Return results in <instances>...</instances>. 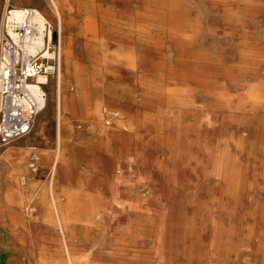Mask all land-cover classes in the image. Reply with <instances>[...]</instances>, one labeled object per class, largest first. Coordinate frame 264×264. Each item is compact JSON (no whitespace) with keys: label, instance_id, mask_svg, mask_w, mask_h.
<instances>
[{"label":"rangeland","instance_id":"obj_1","mask_svg":"<svg viewBox=\"0 0 264 264\" xmlns=\"http://www.w3.org/2000/svg\"><path fill=\"white\" fill-rule=\"evenodd\" d=\"M146 1L0 0V37L9 36L7 21L13 8H39L53 25V43L60 46L62 34L64 42L74 47L77 61L88 64L82 90H87L89 102L106 97L105 84L111 88L129 84L136 91L148 93H142L143 103L137 111L106 100L102 119L97 120L82 110L84 103L80 100H76L73 110L60 111L57 94L75 93L76 81L66 75L60 83V70L49 76L45 85L47 104L35 118L31 133L0 147V200L4 184L14 182V187L20 186L11 199L15 215H8L6 207L0 205V218L15 232L14 235L0 227V264H25L27 256L51 258L44 264H71L64 252L59 255V249L67 251L74 244L92 252V264H264V105L246 99L252 88L264 85V0H173L176 20L179 24L188 23L194 32L187 44L175 42L169 34L154 29L112 31L111 12H122L128 7L144 12ZM170 1L166 0L165 6ZM88 10L101 22L99 37L87 30ZM126 54L134 56L135 65L130 64ZM190 55L194 60L205 58L211 68L190 62ZM97 63L106 73L96 69ZM224 91L229 94L227 98L221 97ZM119 109L123 111L122 126L134 133L138 147L134 156L128 153L122 159L114 156L111 160L107 155L114 154V146L101 144L105 137L98 133L101 125L114 126L115 119L106 123V112ZM142 112L153 115V119L142 125ZM161 119L167 121L163 132L158 126ZM224 138L227 142L219 146L217 140ZM32 162H36V170L31 167ZM121 162L124 169H119ZM114 172L129 189L127 196H119L128 199L124 208L104 193L107 186L100 176L111 177ZM60 176L73 180V195L57 186ZM34 179L39 181L29 194L27 187ZM53 196L58 197L67 224L77 235L88 239L82 241L61 233L51 220L56 217ZM122 224L140 226L150 234L132 246L139 254L135 260L121 254L131 248L128 243L132 240L119 242L113 234ZM153 235L161 242L151 241ZM40 248H46L47 254L41 253ZM58 257L62 260L52 259Z\"/></svg>","mask_w":264,"mask_h":264},{"label":"bare ground","instance_id":"obj_2","mask_svg":"<svg viewBox=\"0 0 264 264\" xmlns=\"http://www.w3.org/2000/svg\"><path fill=\"white\" fill-rule=\"evenodd\" d=\"M106 1V0H105ZM165 1L166 0H148L145 2V4L143 5V8H144V12L143 11H135L133 9H130L129 7L124 10V11H119V12H111L109 15V20H112V26L111 29L113 32H117V33H127L126 29L128 28H133L134 29H138V30H157V32H160V33H164V34H169L171 38H173L174 40H176L175 42H181V43H188L192 40V37H193V34L194 32L192 31V28L191 26L186 23H181L179 24L178 21L176 20V7L174 5V1L171 0L170 2V5L168 6H165ZM101 2V1H100ZM124 2V1H123ZM124 4V3H123ZM162 6H160V5ZM88 6V5H87ZM94 6V5H93ZM60 7V6H59ZM113 7V6H112ZM91 8H93L91 6ZM65 9V8H64ZM87 10V9H86ZM85 10V11H86ZM98 10V9H97ZM117 10V9H116ZM229 10V9H228ZM91 10H88V13H87V24H89V29L88 32L90 35L92 36H95V37H99V33L101 30L98 29L101 28V22H97L96 18L97 16L95 15H92L93 13L90 12ZM97 12V11H96ZM187 13V12H186ZM232 13V12H231ZM62 14V13H61ZM102 14V12H101ZM104 14V13H103ZM8 24H7V28H8V32L9 34L12 36V38L14 40H17L18 36H19V30H20V27L22 26V24L24 22L26 23H29L31 25H34L36 27L39 28V32L37 33V43L38 44H42L44 41H46L48 38L51 39L52 38V32L51 31H47V28L45 26L46 24V17L44 15V13H42L39 8L36 9V8H28V7H15L13 8L11 11H9V14H8ZM105 16L107 14H104ZM233 15V14H232ZM62 16V15H61ZM101 16V15H100ZM104 16V17H105ZM102 18V17H101ZM107 18V17H106ZM61 19V17H60ZM99 19V18H98ZM234 19V18H233ZM101 21V20H100ZM193 22V21H192ZM104 24V23H103ZM107 24V23H106ZM105 24V26H106ZM63 23H61V29H63ZM87 28V27H86ZM105 27H102V30L104 29ZM197 28V27H196ZM106 29V28H105ZM199 29V28H198ZM81 30V29H80ZM108 30V29H107ZM197 30V29H196ZM62 31V30H61ZM129 31V30H128ZM88 32H85L88 33ZM105 32V31H104ZM156 32V33H157ZM78 33V32H77ZM84 33V31H83ZM102 33V31H101ZM148 33V32H147ZM195 34H197L195 32ZM82 35V34H81ZM151 35V34H150ZM158 35V34H157ZM143 36V35H142ZM164 36V35H163ZM168 36V35H167ZM85 37V35H84ZM136 37V36H134ZM151 37V36H150ZM161 37V36H160ZM195 37V36H194ZM86 38V37H85ZM93 38V37H91ZM90 38V39H91ZM64 37L62 36L61 34V40H60V46H59V51H58V70L59 71V75H58V78H59V82L62 83L63 82V77L66 76V75H69V76H72L75 81H76V86H77V90L75 93H63V92H59L57 94V98H58V101H59V106H60V111L63 110L64 113L67 112V111H71L73 110V108L75 107L76 105V100H80L81 103H84V106H83V109L85 112L87 111L88 114L92 115L93 117L97 118V120H101L102 119V116H103V103L107 100V101H111V102H120L122 104V106H128L130 107L131 109H133V111H137L139 109V107L142 105L143 101V96H142V93L144 92H141V91H136L134 90L135 88L134 87H131L129 84H126V85H116L115 87L113 86L112 88L111 87H108L106 84L104 86V90H105V93H106V97L104 98H94V100L92 102H89V97H88V94L86 95V91L84 92L82 89L83 88V82H85V80H87V77H86V73H84L86 70H87V67H88V64H84L82 62H79L77 61L76 57H75V53H74V47H72L71 45H68L67 42L65 43L64 42ZM99 39V38H98ZM160 39V38H159ZM167 39V38H166ZM67 41V40H66ZM77 41V40H76ZM151 41V39H150ZM159 41V40H158ZM161 41V40H160ZM98 42V41H97ZM193 42V41H192ZM160 43V42H159ZM194 43V42H193ZM196 43V42H195ZM168 44V43H167ZM147 45V44H146ZM155 45V44H154ZM195 45V44H194ZM198 45V44H197ZM148 46V45H147ZM181 46V45H180ZM179 47V46H178ZM196 47H199V46H196ZM152 49H153V46H152ZM181 49V48H180ZM96 50V49H95ZM156 50V49H155ZM182 50V49H181ZM148 51V50H147ZM150 51V50H149ZM183 51V50H182ZM153 52V51H152ZM161 53V52H160ZM159 53V54H160ZM194 53V52H193ZM95 54V53H94ZM197 55V53H195ZM180 55V54H179ZM205 55V54H204ZM127 56V59L129 60L130 64L132 65H135L136 62H135V58L132 54H126ZM161 56V55H160ZM187 56V55H186ZM189 56V55H188ZM199 56V55H198ZM197 57V56H196ZM206 57V56H204ZM214 57V56H213ZM168 58V57H166ZM210 58V57H209ZM212 58V57H211ZM215 58V57H214ZM218 58V57H217ZM101 59V58H100ZM163 59V58H162ZM189 61L193 62L194 64H197L199 66H204L206 67V69H210V65L209 64V61L206 60L205 58H198L197 60H194V56L193 55H190V57L188 58ZM219 59V58H218ZM95 60V59H94ZM102 60V59H101ZM165 60V59H164ZM216 60V59H215ZM94 62V61H93ZM102 62V61H101ZM168 62V61H166ZM165 62V64H167ZM182 62V61H181ZM180 62V63H181ZM188 62V61H187ZM96 63V61H95ZM152 64V63H150ZM186 64V63H185ZM102 65V64H101ZM101 65H98V63L96 64V69L100 71V73H106L105 69L102 68ZM213 65V64H212ZM217 65V64H216ZM149 66V65H148ZM151 66V65H150ZM153 66V64H152ZM156 66V65H155ZM181 66V65H180ZM220 66V65H219ZM141 67V66H140ZM144 67V66H143ZM146 67V66H145ZM161 67V66H159ZM177 67V66H176ZM232 67V66H231ZM107 68V67H106ZM139 68V67H138ZM156 68V67H154ZM170 68V67H169ZM182 68V67H181ZM213 68V67H212ZM219 68V67H218ZM237 68V67H236ZM167 69V67H166ZM174 69V68H173ZM226 69V68H225ZM228 69V68H227ZM58 70L56 71L58 73ZM144 70V69H143ZM147 70V69H146ZM145 70V71H146ZM187 70H190V69H187ZM200 70V69H199ZM114 71V70H113ZM165 71V70H164ZM168 71V70H167ZM203 71V70H202ZM219 71V70H218ZM230 71V70H229ZM115 72V71H114ZM156 72V71H155ZM160 72H162L160 70ZM173 72V71H171ZM178 72V70H177ZM221 72V71H219ZM231 72V71H230ZM202 73V72H201ZM204 73V71H203ZM202 73V74H203ZM222 73V72H221ZM218 74L217 77L219 75ZM226 73V71H225ZM233 73V72H232ZM114 74V73H113ZM138 74V73H137ZM159 74V73H158ZM235 74V73H234ZM117 75V74H116ZM144 75V74H142ZM162 75H163V72H162ZM166 75V74H165ZM164 75V76H165ZM186 75V74H185ZM194 75V74H193ZM206 75V74H205ZM210 75V74H209ZM224 75V74H223ZM237 75V74H236ZM235 75V76H236ZM140 76V75H139ZM138 76V77H139ZM154 76V75H153ZM157 76V75H156ZM175 76V75H174ZM178 76V75H176ZM189 76V75H188ZM187 76V77H188ZM201 76V75H200ZM137 77V76H136ZM146 77V76H145ZM159 77H160V74H159ZM173 77V76H172ZM183 77H186V76H183ZM186 77V78H187ZM208 77V76H207ZM164 78V77H163ZM167 78V77H165ZM181 78V77H180ZM202 78V77H201ZM236 78V77H235ZM238 78V76H237ZM158 79V78H157ZM173 79H176V78H173ZM193 79V78H192ZM195 79V78H194ZM212 79V78H211ZM38 80L41 81V82H47L49 81V78L47 76H43V75H40L38 77ZM116 80V79H115ZM114 80V81H115ZM138 80V79H137ZM154 80V79H153ZM161 80V79H160ZM178 80V79H176ZM214 80V79H213ZM237 80V79H236ZM245 80V79H244ZM113 81V82H114ZM117 81V80H116ZM189 81V79H188ZM199 81V80H198ZM197 81V82H198ZM202 81V80H201ZM231 81V80H230ZM135 82V80H134ZM140 82V80H139ZM153 82V81H152ZM156 82V81H155ZM158 82V80H157ZM182 82V81H181ZM196 82V83H197ZM200 82V81H199ZM206 82V81H205ZM204 82V83H205ZM215 82V80H214ZM109 83V82H107ZM111 83V82H110ZM125 83V82H124ZM138 83V82H137ZM160 83V82H159ZM190 83V81H189ZM218 83V82H217ZM220 83V82H219ZM230 83V82H229ZM259 83V82H258ZM113 84V83H112ZM155 84V83H154ZM157 84V83H156ZM155 84V85H156ZM186 84V83H185ZM193 84V83H192ZM136 85V84H135ZM147 85V84H145ZM144 85V86H145ZM244 85V84H243ZM256 85V84H255ZM137 86V85H136ZM158 86V85H157ZM160 86V85H159ZM198 86V85H197ZM214 86V85H213ZM226 86V85H225ZM245 86V85H244ZM142 87V86H141ZM153 87V86H151ZM161 87V86H160ZM165 87V86H163ZM190 87V86H189ZM204 87V86H203ZM217 87V86H216ZM234 87V86H232ZM237 87V85H236ZM156 88V87H155ZM191 88V87H190ZM202 88V86H201ZM207 88V87H205ZM210 88V87H208ZM207 88V89H208ZM170 89V88H168ZM176 89V88H174ZM206 89V90H207ZM228 89V88H227ZM98 90V89H97ZM160 90V89H159ZM188 90V89H187ZM226 90V89H225ZM145 91V90H144ZM149 91V90H147ZM155 91V90H154ZM162 91V90H161ZM164 91V90H163ZM193 91V90H192ZM208 91V90H207ZM151 92V91H150ZM153 92V90H152ZM151 92V93H152ZM156 92V91H155ZM165 92V91H164ZM163 92V93H164ZM226 92V91H224ZM92 93V92H91ZM147 93V92H145ZM144 93V94H145ZM148 94V93H147ZM155 94V93H154ZM165 94V93H164ZM186 94V93H185ZM188 94V93H187ZM190 95V94H189ZM152 96V95H151ZM229 96V94L226 92V93H223L221 94V97H224V98H227ZM151 99V98H150ZM190 99V98H189ZM234 99V98H233ZM246 99L250 102V103H253V104H259V105H264V85H261V86H258L256 88H252L247 94H246ZM152 100V99H151ZM155 100V99H154ZM159 100V99H158ZM165 100V99H164ZM163 100V101H164ZM174 100V99H173ZM178 100V99H177ZM240 100V99H239ZM149 101V100H148ZM147 101V102H148ZM161 102H162V99H161ZM166 102V101H165ZM179 102V101H178ZM186 102V101H185ZM187 103V102H186ZM217 103V101H216ZM78 104V102H77ZM156 104V103H155ZM185 104V103H184ZM195 105V104H194ZM209 105V104H208ZM207 105V106H208ZM214 105V103H213ZM218 105V104H217ZM158 107V105H155ZM185 106V105H184ZM196 106V105H195ZM210 106H212L210 104ZM216 106V104H215ZM79 107V106H78ZM204 108V107H203ZM218 108V107H217ZM216 108V109H217ZM183 109V108H182ZM263 109V108H262ZM128 110V109H127ZM166 110V109H165ZM185 110V109H184ZM214 110V109H213ZM232 110V109H231ZM119 113L121 115V113L123 112L121 109H119ZM187 111V110H186ZM185 111V112H186ZM195 111H197L195 109ZM205 111V110H204ZM234 111V110H233ZM239 111V110H238ZM158 112V110H157ZM184 112V113H185ZM190 112V111H189ZM188 112V113H189ZM193 112V111H192ZM206 112V111H205ZM235 112V111H234ZM155 113V112H154ZM197 113V112H196ZM204 113V112H203ZM241 113V111H240ZM168 114V113H167ZM199 114V113H198ZM244 114V113H243ZM248 114V113H247ZM119 115V116H120ZM187 115V114H186ZM195 115V114H194ZM230 115V114H229ZM234 115V114H233ZM257 115V114H256ZM153 115H150L149 113L147 114L146 112L145 113H141L139 115V118L141 120V124L143 125L144 123L147 124L148 121H151L153 119L152 117ZM190 116V115H189ZM90 117V116H89ZM123 117V115H122ZM134 117V116H133ZM244 117V116H243ZM92 118V117H91ZM167 118V117H166ZM182 118V117H181ZM195 119V118H194ZM230 119V117H229ZM240 118L236 119L239 120ZM258 119V117H257ZM256 119V120H257ZM158 120V119H157ZM175 120V119H174ZM199 120V119H198ZM167 122V121H166ZM164 120H160V124L158 125L161 132L164 131V129L166 128L167 126V123H166ZM193 122V121H192ZM206 122V121H205ZM123 122L121 121V116L116 118L115 119V123H114V126L113 127H106V126H103L101 125V128H102V131L101 133L98 135H100L102 138L105 137V139H102V142L101 144H103L105 147L111 143L113 146H114V154H108L107 155V158L111 159V160H114V156H116V158L118 159H122L123 157H126V155L128 153H130L131 155L134 156V153L136 152V149L138 147V139L136 138V136L134 135L133 132L131 131H126L125 127L122 126ZM135 123V122H134ZM159 123V122H158ZM171 123V122H170ZM169 123V124H170ZM175 123V122H174ZM238 123V122H237ZM236 123V124H237ZM150 124V122H149ZM189 124V123H188ZM234 124V125H236ZM262 124V123H261ZM175 125V124H174ZM239 125V124H238ZM177 126V125H176ZM182 126V124H181ZM137 127V126H136ZM147 127V126H146ZM171 127V126H170ZM245 127V126H244ZM145 128V127H144ZM182 128V127H181ZM198 128V127H197ZM242 128V126H241ZM151 129V127H150ZM144 130V129H143ZM149 130V129H148ZM153 130V129H151ZM155 130V129H154ZM174 130V129H173ZM183 130V129H182ZM199 130V129H198ZM147 132V131H146ZM181 132V131H180ZM197 132V131H195ZM69 134V132H67ZM191 133V132H190ZM241 133V132H240ZM152 134V132H151ZM205 135V134H204ZM167 136V135H166ZM141 137V136H140ZM164 137V136H163ZM179 137V136H178ZM185 137V136H184ZM191 137V136H190ZM195 138H196V134H195ZM244 138V137H243ZM155 139V136L153 138V141ZM166 140V139H165ZM178 140V139H177ZM195 140V139H194ZM206 140V139H205ZM208 140V139H207ZM145 141V139H144ZM143 141V142H144ZM161 141V140H160ZM198 141V139H197ZM209 141V140H208ZM243 141V140H242ZM206 142V141H205ZM218 142V145L220 146L223 142L226 143L227 142V139L224 138L222 140H217ZM84 143V142H83ZM221 143V144H220ZM239 143V142H238ZM244 143V142H242ZM145 144V143H144ZM160 144V143H159ZM80 145H83L80 143ZM135 145V146H134ZM157 145V144H155ZM204 145V144H203ZM233 144H231L232 146ZM239 145V144H238ZM165 146V145H164ZM181 146V145H180ZM241 146V145H240ZM172 147V146H171ZM179 147V146H178ZM177 147V148H178ZM180 148V147H179ZM224 149V148H223ZM222 149V151H224ZM233 149V148H232ZM235 149V148H234ZM239 149V148H238ZM174 150V149H173ZM179 150V149H178ZM236 150V149H235ZM172 151V150H171ZM177 153V150H175ZM181 151H184V150H181ZM226 151V150H225ZM243 151V150H242ZM139 152V151H138ZM217 152V151H216ZM240 152V151H239ZM251 152V151H250ZM140 153V152H139ZM181 153V152H180ZM222 153V152H221ZM243 153V152H242ZM255 153V152H254ZM179 154V153H178ZM194 154V152H193ZM197 154V153H196ZM195 154V155H196ZM220 154V153H219ZM226 154V153H225ZM139 155V154H138ZM142 155V154H140ZM239 155V153H238ZM241 155V154H240ZM223 156V155H222ZM149 157V156H148ZM179 157V156H178ZM193 157V156H192ZM240 157V156H239ZM150 158V157H149ZM148 158V159H149ZM153 158V157H152ZM198 158V157H197ZM213 158V157H212ZM227 158V157H226ZM107 159V160H109ZM204 159V158H203ZM211 159V158H210ZM257 159V158H256ZM144 160V159H143ZM188 160V159H187ZM212 160V159H211ZM180 161V160H179ZM191 161V160H190ZM194 161V159H193ZM215 161V160H214ZM153 162V161H152ZM175 162V161H174ZM177 162V161H176ZM181 162V161H180ZM114 163V162H113ZM122 163V162H121ZM154 163V162H153ZM193 163V162H192ZM205 163V162H204ZM210 163V162H209ZM216 163V161H215ZM214 163V164H215ZM240 163V162H239ZM145 164V163H144ZM162 164V163H161ZM173 164V163H172ZM187 164V163H185ZM213 164V163H212ZM219 165V159L217 161V163ZM215 164V165H216ZM232 164V163H231ZM254 164V162H253ZM31 165V164H30ZM116 165V164H115ZM146 165V164H145ZM153 165V164H152ZM160 165V164H159ZM164 165V164H163ZM176 165V164H175ZM205 164H203L204 166ZM257 165V164H256ZM162 166V165H161ZM202 166V167H203ZM211 166V165H210ZM264 166V165H263ZM113 167V166H112ZM115 167V166H114ZM177 167V166H176ZM186 167V165L184 166ZM200 167V166H199ZM237 167V166H236ZM254 167V166H253ZM111 168V166L109 167ZM124 169V164L122 163L120 168L119 169ZM171 168V167H170ZM198 168V167H197ZM222 168V167H221ZM55 169V168H53ZM112 169V168H111ZM213 169V168H212ZM157 170V169H156ZM211 170V169H210ZM209 170V171H210ZM162 171V170H161ZM160 171V172H161ZM170 171V170H169ZM222 171V170H221ZM162 173V172H161ZM175 173V172H174ZM172 173V174H174ZM177 173V171H176ZM115 172L113 174V176L111 177H107V176H104V175H101L100 177L103 178V184L107 186V189L106 191L104 192L105 195H108L109 196L111 195V197L114 199V201H118L119 202V206L121 207H126V205L128 204V199H126V197H121L119 198V196H127V193H128V188L126 187V185L118 178H116L115 176ZM159 174V173H158ZM160 175V174H159ZM162 175V174H161ZM200 175H202V173H200ZM207 175V174H206ZM228 176V175H227ZM226 176V177H227ZM172 177V176H171ZM221 177V176H220ZM53 178V177H52ZM262 178V177H261ZM25 179V178H24ZM154 179V178H153ZM216 179V178H215ZM176 180V178H175ZM220 180V179H219ZM223 180V179H222ZM254 180V179H253ZM156 181V180H155ZM221 181V180H220ZM262 181V180H261ZM157 182V181H156ZM223 182V181H222ZM158 183V182H157ZM221 183V182H220ZM262 183V182H261ZM229 184V183H228ZM149 185V184H148ZM216 186V185H215ZM219 186V185H218ZM221 186V185H220ZM219 186V188H220ZM51 187H54V184L51 186ZM151 187V186H150ZM201 187V186H200ZM20 188V187H19ZM216 188V187H215ZM234 188V187H233ZM221 189V188H220ZM229 189V188H228ZM52 190V189H51ZM131 190V189H130ZM150 190V188H149ZM219 190V189H218ZM222 190V189H221ZM220 190V191H221ZM252 190V188H251ZM263 190V189H262ZM223 191V190H222ZM51 192V191H50ZM55 193V192H54ZM131 193V192H130ZM152 193V192H151ZM221 193V192H220ZM259 193V192H258ZM222 194V193H221ZM52 195V194H51ZM188 195V194H187ZM151 196V194H150ZM153 196V195H152ZM220 196V195H219ZM131 197V196H130ZM133 197V196H132ZM135 197V196H134ZM139 197V196H138ZM215 197V196H214ZM129 198V197H128ZM194 198V197H192ZM231 198H233L231 196ZM251 198V197H250ZM25 199V198H24ZM154 199V198H153ZM197 199V197H196ZM155 200V199H154ZM229 200V199H227ZM53 201H54V208H55V218L54 219H51L53 222H55V224H57L58 228L61 230V233H63L64 235H67V236H77L78 239L82 240L83 239H88L86 237V235H77V231H75L74 228H72L71 226H69L67 224V220H66V217L62 214L61 210H62V207L60 205V202H59V199L57 196H53ZM218 200H216L215 202H217ZM142 203V202H141ZM210 203V202H209ZM253 203V202H252ZM138 204V203H137ZM264 204V203H263ZM193 205V204H192ZM199 205V204H198ZM218 205V204H217ZM221 205V204H220ZM229 205V204H228ZM140 206V205H139ZM148 206V205H147ZM231 206V205H230ZM229 206V207H230ZM260 206V204H259ZM1 207V206H0ZM154 207V206H153ZM163 207V206H162ZM146 208V207H145ZM199 208V207H198ZM195 210V208H194ZM237 210V208H236ZM206 211V210H205ZM229 211V210H228ZM133 212V210H132ZM138 212V211H136ZM226 212V211H225ZM261 212V211H259ZM199 213V212H197ZM223 213V212H222ZM260 214V213H258ZM130 215V214H129ZM223 215V214H222ZM235 215V214H234ZM131 216V215H130ZM162 216V215H161ZM198 216V214L196 215ZM224 216V215H223ZM259 216V215H258ZM187 217V216H186ZM191 217V216H190ZM195 217V216H194ZM206 217V216H205ZM214 217V216H213ZM234 217V216H233ZM235 218V217H234ZM249 218V217H248ZM131 219V217H130ZM197 219V218H196ZM149 220V219H148ZM194 220V219H193ZM50 221V220H49ZM186 221V219H185ZM191 222V220H188ZM226 221V219H225ZM224 221V222H225ZM249 221V220H248ZM210 222V221H209ZM217 222V220H216ZM69 223V222H68ZM138 223V222H137ZM141 223V222H140ZM150 223V222H149ZM187 223V222H186ZM193 223V222H192ZM161 224V223H160ZM191 224V223H190ZM198 224V223H197ZM201 224V223H200ZM216 224V223H215ZM223 224V223H221ZM130 224H126V225H119L118 227H116L114 229V232L113 234L117 236V239H119V242L121 240V242H125L128 240H132V242L128 243V245H131L130 249H128V251H125V252H122L121 254L125 255L126 257L132 259V260H135V258H139V254L136 252L137 250L134 249L132 246H136L137 242H139V240H143L144 238H146L147 236H150L149 233H147L142 227L140 226H135V227H130L129 226ZM140 225V224H139ZM188 225V224H187ZM193 225V224H192ZM259 225V224H258ZM162 226V225H161ZM194 226V225H193ZM219 226V225H218ZM160 227V226H159ZM165 227V226H164ZM187 227V226H186ZM203 227V226H202ZM217 227V226H216ZM154 229V228H153ZM191 229V228H190ZM193 229V228H192ZM220 229V227H219ZM226 229V228H225ZM77 230V229H76ZM148 230V229H147ZM160 230V228H159ZM163 230V229H162ZM160 230V231H162ZM159 231V232H160ZM211 231V230H210ZM219 231V230H218ZM222 231V230H221ZM186 232V231H184ZM231 232V231H230ZM193 233V232H192ZM198 233V232H197ZM211 233V232H210ZM164 234V232H163ZM258 234V233H257ZM194 235V233H193ZM227 235V234H226ZM197 236V235H196ZM48 237V236H47ZM163 237V235H162ZM187 237V235H186ZM129 238V239H128ZM189 238V237H188ZM217 238V237H216ZM255 238V237H254ZM49 239V237H48ZM128 239V240H127ZM148 239V238H147ZM226 239V238H225ZM233 239V237H232ZM55 240V239H54ZM193 240V239H192ZM197 240V239H196ZM255 240V239H254ZM118 241V240H117ZM153 242H161V240L159 239L158 236H155L153 235L152 236V240ZM185 241V240H184ZM217 241V240H215ZM234 241V240H233ZM147 242V240H146ZM255 242V241H254ZM193 243V242H192ZM198 243V242H197ZM143 244V243H142ZM154 245V244H153ZM159 245V244H158ZM211 245V244H210ZM224 246V244H223ZM226 246V245H225ZM228 247V246H227ZM255 247V246H254ZM117 248V247H116ZM229 248V247H228ZM78 249V251L76 250ZM115 249V248H114ZM153 249V248H152ZM207 249V248H206ZM205 249V251H206ZM223 249V248H222ZM40 251L41 253H46L47 254V250L46 248H40ZM131 253H130V252ZM149 251V250H148ZM227 251V250H226ZM225 251V252H226ZM53 252V251H52ZM62 252H64L65 254V257L67 260L70 261L71 264H81L83 261L87 262L88 264H92L93 261H92V256H91V253H90V250H88L87 248L83 247L82 245H71L67 248V251L66 250H63L62 249H59V255H62ZM203 253V252H202ZM240 253V252H239ZM200 254V253H199ZM222 254V253H221ZM228 254V253H227ZM224 255L225 256H227ZM57 255V254H56ZM93 255V254H92ZM150 255V254H149ZM158 256V255H157ZM208 256V255H207ZM231 256V255H230ZM124 257V256H123ZM218 257V256H217ZM155 258V257H154ZM164 258H166L164 256ZM213 258V257H212ZM117 259V258H116ZM164 260V259H163ZM205 260V259H204ZM117 261V260H116ZM144 262V261H143ZM162 262V261H161ZM120 263V262H119ZM141 263V262H140ZM169 263V262H168ZM220 263V262H218ZM122 264V262H121ZM136 264V263H135ZM146 264V263H145ZM164 264V263H163ZM171 264V263H170Z\"/></svg>","mask_w":264,"mask_h":264},{"label":"built area","instance_id":"obj_3","mask_svg":"<svg viewBox=\"0 0 264 264\" xmlns=\"http://www.w3.org/2000/svg\"><path fill=\"white\" fill-rule=\"evenodd\" d=\"M47 31L52 23L46 19ZM39 28L27 23L14 40L0 37V147L31 133L35 118L46 107L47 82L38 80L58 70L59 43L52 38L37 43ZM117 110L106 112V123L119 117ZM36 170V162L31 163Z\"/></svg>","mask_w":264,"mask_h":264},{"label":"crops","instance_id":"obj_4","mask_svg":"<svg viewBox=\"0 0 264 264\" xmlns=\"http://www.w3.org/2000/svg\"><path fill=\"white\" fill-rule=\"evenodd\" d=\"M39 180L37 179H34L32 181H30V183L28 184V187H27V193L31 194L32 191L34 190V185L37 184ZM57 181V186L60 188V190L62 192H65V193H70L71 195H73L74 191H75V184L73 183V180L71 178H68V177H57L56 179ZM6 187L3 188V195L1 197V200H0V205H3L6 207L7 211H8V215L11 214V215H15V212H14V206L13 204L11 203V199L13 198V194L14 193H17L18 194V189H19V184L18 186L14 187V182H11V183H6L4 184ZM74 186V187H73ZM69 194V195H70ZM46 195L48 196V193L46 192ZM0 227L1 229H3L4 231H7L9 233H13L15 235V232L13 230H11L9 228L8 225L5 224L4 220H2L0 218ZM18 239L20 240V238L18 237ZM21 241V240H20ZM46 259H51V258H44V257H26V262L25 264H44L45 262H43L44 260ZM54 260H59L61 261L62 258L61 257H58V258H52Z\"/></svg>","mask_w":264,"mask_h":264}]
</instances>
